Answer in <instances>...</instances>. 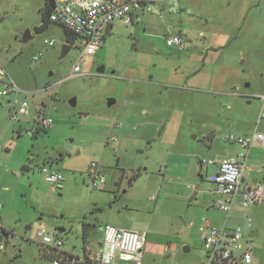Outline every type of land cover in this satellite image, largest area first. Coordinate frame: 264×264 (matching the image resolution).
Instances as JSON below:
<instances>
[{
    "label": "rangeland",
    "instance_id": "obj_1",
    "mask_svg": "<svg viewBox=\"0 0 264 264\" xmlns=\"http://www.w3.org/2000/svg\"><path fill=\"white\" fill-rule=\"evenodd\" d=\"M44 1L0 0V65L6 73L0 77V92L11 83L19 89L0 95V209L17 212L15 219L6 217L8 235L0 233V244L5 246L0 264H49L55 252L35 243L41 228L81 254L83 221L99 215L93 221L105 223L117 209L134 202L149 208L148 198L160 182L143 172L132 176L138 174V166L149 167L148 171L161 167L164 151L170 149L164 139H177L184 151L198 154L189 159L187 178L193 182L184 179V186L192 184L188 200L178 207L179 214L167 222L161 213H137L140 222L147 220L159 234L168 230L178 241L175 261L161 250L149 264H205L206 221L217 227L241 226L251 240L252 264H264V214L255 217L251 213L264 202L247 208L236 205L225 221V213L216 209L208 192L207 178L215 170L206 173L203 169L201 175L197 171L201 161L219 162L224 156L237 155L239 145L225 141L226 136H249V129L256 125L264 134L256 98L264 90V67L257 65L258 53L241 56L238 75L223 82L214 67L218 51L212 49L208 34H201L203 23L198 17L205 7L213 19L214 4L191 0L189 11L167 12L155 11V3L153 10L139 11L130 23L114 21L98 54L85 56L80 75L71 77L80 41L62 55V27L50 23L36 31ZM174 34L185 36L182 50L167 46V35ZM46 40H53L54 45L48 46ZM101 67L103 71L97 73ZM234 91L248 97L234 95ZM108 99L115 100L110 107ZM24 101L26 114L11 120L10 104L17 110ZM43 113L52 125L33 136ZM144 131L147 140L142 142L139 134ZM91 162L104 167L105 184L98 188H92L88 174ZM23 166L29 172L23 174ZM43 166L61 173L64 180L59 185L46 182ZM177 171L184 172L183 168ZM182 190L187 191L174 185L170 195Z\"/></svg>",
    "mask_w": 264,
    "mask_h": 264
},
{
    "label": "crops",
    "instance_id": "obj_2",
    "mask_svg": "<svg viewBox=\"0 0 264 264\" xmlns=\"http://www.w3.org/2000/svg\"><path fill=\"white\" fill-rule=\"evenodd\" d=\"M207 1H209V3L214 4V10L216 11V16L212 19L211 18L212 16H210V11H208V9L206 10L205 7H202L200 13L198 14V17H200V21L203 23V30L201 31V34L205 35L207 33L210 38L209 40L212 49H214V51H218L216 54V58L214 59L215 62L214 67L219 69L220 76H222L220 80L224 82L227 81L228 78H233L235 77V75H238L239 64H241L238 63L239 58L241 56L244 57L248 53L250 54L252 51L257 52L258 56L260 57L257 61V65L260 68L264 67V0H207ZM45 2L46 5L49 7V4H47V1L45 0L41 8L43 7ZM190 2L191 0H170L167 2L156 3L158 7L155 9V11H167V12H173L176 10L189 11ZM261 5L263 9L259 10L258 7H260ZM152 8L153 7H151V10H153ZM134 17L136 18L138 17V15L137 14L134 15L132 17L131 22L133 21ZM202 17L205 18L206 20L204 21L203 19H201ZM210 20L213 21V25H211V27L208 26V22ZM111 31H112V25H111ZM169 36L171 35H167V37ZM178 36H180L182 40L184 41L186 40L184 35H178ZM235 40L240 41V43L235 45L233 43ZM63 42L67 43L65 42V40H63ZM68 44L70 45L71 43ZM247 45H249L248 52L245 51L246 49H248ZM169 47H173V46H169ZM229 48H231V50H229ZM178 49L182 50V48H178ZM98 51L99 49H97L93 55H97ZM204 65L206 64L204 63ZM0 68L3 69L1 65ZM4 76H6V73ZM238 93L232 92V94L240 96ZM263 93L264 90L262 93H259L257 95ZM261 108H262V103L260 102V112H261ZM260 121L264 122V119H260L258 116V122ZM116 125L119 126L118 124ZM154 132H156V129ZM143 133L144 134L142 133L139 134L140 140L142 142L147 140V135H146L147 131H144ZM254 133L263 134L260 130L257 129V125L254 130L249 129V136L253 135ZM163 137H164L163 134H161L160 141L163 140L162 139ZM163 143H165L166 146H168L170 149L164 151L163 154L164 157L162 159V163L160 165L161 167H159V169L156 167V169L148 171L149 167L143 169L142 166L141 167L138 166V170H139L138 176L142 175L143 172L144 175L156 177V182H158V184L160 182L161 185V186H157L156 192L152 193L149 196L148 201L150 203V207L147 208V207H143L142 205H139L138 203L134 202L136 200L135 197L131 196L130 201L134 203H129L124 208L121 207L117 209L116 214L108 217L105 223H95V221H93V218L98 219L99 215H94L95 217L83 221L81 223V234L83 235V245H82L83 250L81 254L74 253V251L71 250V248H69L66 243H64L62 248L60 249L61 255L65 256L68 260L67 264H77V263L98 264L95 261V256L104 251L102 226L104 224L111 225V223H115L116 225H118L116 226L118 228L127 229L135 232H141L145 234V242L142 248V264H146V263L149 264L150 258H152L154 255L162 254L161 250H164L163 253H168L166 256L168 259H172L173 261L177 259L178 241L175 240L171 234H169L168 230H166V232L162 234L155 232L153 229H151L150 226L151 223H147V220L145 222H140L139 221L140 219L138 218L139 216L137 214L138 212H142V211H147L150 214L161 213L162 215L165 216L166 220L169 219L167 221L169 222L172 217L179 214L178 207H180V204L188 200L189 198L188 189L191 187L190 184L192 183H187L186 186H184L183 183H184V179H186L188 182H193L192 180H189L187 178L190 167L189 159L190 157H193V155H197L198 153L196 152L188 153L187 151H184V145L180 144L179 141H177V139L174 141H170V140L168 141L164 139ZM239 147H240V151L237 153L235 157L224 156L223 158H233L236 160H240L238 156L240 153L245 152V150L240 145ZM246 153H247V158L245 161V170L243 172V182L249 185L256 183H260L264 185V169H263L264 139L262 140V142L253 143L249 147ZM217 163L218 162H212L211 164H214L215 167L211 168V166H209L211 164H206L203 161H201L199 168L197 169L198 175H201L203 169L205 170L206 173H208L210 169H213L215 170V172H217ZM102 168H101V172L104 171L103 166ZM160 168H163V170H161ZM179 168H183L184 172L183 173L178 172L177 170ZM21 170L22 173L24 174L29 172L30 168L27 166H23ZM157 170L158 173L156 172ZM210 184L211 186L208 188V192L212 198L211 201L214 203L215 195L212 192L213 184L212 183ZM174 185L185 187L187 191L186 192H184L183 190L177 191L174 193V195L171 196L170 189ZM151 196H154V200L150 199ZM213 203L211 204V207L213 206ZM232 211L228 215L225 213L226 215L225 221L230 218ZM251 213L255 217H260V215L264 214V206L258 209L253 208L251 210ZM16 214L17 212L11 211L10 209L8 210L0 209V225L4 230L3 234L5 236L8 235V233L6 234V232L8 231L6 229L7 221L9 219H15ZM246 215L248 214H245V216ZM6 217H9V219H6ZM249 222H251L250 217H249ZM83 224H85L86 226L85 230H83ZM162 224H163L162 226H166V222L163 221ZM207 224L212 225L209 221L205 222L204 230H203V238L207 233V228H206ZM152 225L156 226L158 224L152 223ZM222 226L226 227L225 224H223ZM60 230H61L60 232H65L64 229H60ZM173 234L176 235L178 233H173ZM152 236L155 239L154 238L152 239ZM203 238H202V242H203ZM245 238L248 239L246 235ZM181 239H185V238H181ZM187 242L188 241H186V243ZM249 243H251L250 239H249ZM147 257H149V259ZM113 264H133V263L128 261H122L117 258Z\"/></svg>",
    "mask_w": 264,
    "mask_h": 264
},
{
    "label": "built area",
    "instance_id": "obj_3",
    "mask_svg": "<svg viewBox=\"0 0 264 264\" xmlns=\"http://www.w3.org/2000/svg\"><path fill=\"white\" fill-rule=\"evenodd\" d=\"M51 4L49 6L48 21L53 24L64 27L74 36L70 44L75 45L80 41L79 56L72 66L70 76L80 75V63L85 56L93 55L102 45L107 35L105 30L111 26L114 21L123 20L130 23L132 17L139 11H150L151 5L155 3L167 2L170 0H46ZM45 44L53 46V40H46ZM167 46L183 47V40L178 35H171L166 38ZM38 54L32 58L35 62L40 57ZM4 69L0 68V76H4ZM19 92L14 84H5L0 92L1 96L9 92ZM238 93L237 91H234ZM240 96L248 97L243 93ZM256 98L262 103L260 119H264V93L257 95ZM12 110L9 118L17 120L18 115L26 114L27 103L24 101ZM38 129H48L52 125V119L48 114H41L37 120ZM263 134L254 133L251 136L228 135L225 140L239 144L245 152L239 154V159L223 158L217 163V172L208 177V181L213 184V194L215 195V207L227 215L236 205L247 208L252 204H259L264 201V185L260 183L245 184L243 182V172L245 170V161L249 147L255 142H262ZM211 164L212 161L204 162ZM264 169V165H263ZM46 182L59 185L64 177L57 171L50 170L47 166L41 167ZM88 174L92 178V188H98L105 184V177L101 172L100 164L91 162L88 166ZM154 200V196L150 197ZM249 222L248 215L245 216ZM207 233L202 242L205 264H251L253 253L247 243V238L240 226L226 228L225 226L216 227L210 224L206 225ZM0 233H4L0 225ZM104 251L95 256L98 264H113L118 258L122 261H128L133 264H142V248L145 242V234L116 226L105 224L102 226ZM36 245L39 248H49L54 251L53 258L49 264H67L68 260L61 255L60 249L63 245L58 237H52L48 232L41 228L36 233ZM5 246L0 244V251H4ZM78 264V263H77Z\"/></svg>",
    "mask_w": 264,
    "mask_h": 264
},
{
    "label": "trees",
    "instance_id": "obj_4",
    "mask_svg": "<svg viewBox=\"0 0 264 264\" xmlns=\"http://www.w3.org/2000/svg\"><path fill=\"white\" fill-rule=\"evenodd\" d=\"M39 12L41 14V23L38 27H36V31H38V32L45 30L48 27V25L50 24V22L48 21L49 7L46 5V2L44 3L43 7L40 8ZM60 27H62V26H60ZM62 29L64 32L65 42L72 43V41L74 40V36L70 33V31H68L64 27H62ZM40 130L46 131L45 129L35 130L33 132V136H35ZM137 175H138L137 173L133 174L132 179H134ZM85 227H86L85 224H83V230H85ZM7 233L8 232H6V234Z\"/></svg>",
    "mask_w": 264,
    "mask_h": 264
},
{
    "label": "water",
    "instance_id": "obj_5",
    "mask_svg": "<svg viewBox=\"0 0 264 264\" xmlns=\"http://www.w3.org/2000/svg\"><path fill=\"white\" fill-rule=\"evenodd\" d=\"M48 4H49V6H51V4L49 2H48ZM110 31H111V26L106 28L105 33L109 34ZM26 40H27V38H24V41H26ZM70 49H71V45H69L68 43H63L62 44V55H65ZM102 71H103V67L97 69V73H100ZM70 103L72 105H74L75 104L74 99ZM113 103H115L114 99H108L107 100V106L108 107H110ZM59 231H61V230H59Z\"/></svg>",
    "mask_w": 264,
    "mask_h": 264
},
{
    "label": "flooded vegetation",
    "instance_id": "obj_6",
    "mask_svg": "<svg viewBox=\"0 0 264 264\" xmlns=\"http://www.w3.org/2000/svg\"><path fill=\"white\" fill-rule=\"evenodd\" d=\"M247 243H248V245H249V238L247 239Z\"/></svg>",
    "mask_w": 264,
    "mask_h": 264
}]
</instances>
